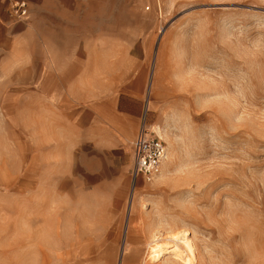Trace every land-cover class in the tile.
Instances as JSON below:
<instances>
[{"label":"rangeland","instance_id":"rangeland-1","mask_svg":"<svg viewBox=\"0 0 264 264\" xmlns=\"http://www.w3.org/2000/svg\"><path fill=\"white\" fill-rule=\"evenodd\" d=\"M40 1L60 65L33 47L0 83V264H26L33 211L46 264H264V0H37V36Z\"/></svg>","mask_w":264,"mask_h":264},{"label":"crops","instance_id":"crops-1","mask_svg":"<svg viewBox=\"0 0 264 264\" xmlns=\"http://www.w3.org/2000/svg\"><path fill=\"white\" fill-rule=\"evenodd\" d=\"M29 3V14L23 21L15 20L9 12L8 3L6 0H0V83L11 82L16 80V75H22L26 72L24 67L31 63L33 57V47L40 49L39 57L44 59L40 62L42 66L60 65L59 62L47 61L49 59V48H55L52 42L58 40L60 29V20L56 11L48 9L43 1H40L39 13V35L37 36V18L35 1L26 0ZM56 58L54 53L50 55ZM62 64V63H61ZM36 75L35 78L26 80L32 81H47L48 69H45ZM56 80H59L57 77ZM167 159H165L166 161ZM164 161V162H165ZM164 165V163H163ZM162 165V166H163ZM38 218L33 211L31 218L28 221V245L29 251L26 264H46V255L44 251V243L42 237L38 238ZM32 242H38V246H32ZM63 250L60 255L61 264H77L70 261V252ZM78 255V254H77ZM42 257L39 262L38 257ZM126 260L122 257L120 264Z\"/></svg>","mask_w":264,"mask_h":264},{"label":"built area","instance_id":"built-area-1","mask_svg":"<svg viewBox=\"0 0 264 264\" xmlns=\"http://www.w3.org/2000/svg\"><path fill=\"white\" fill-rule=\"evenodd\" d=\"M6 1L10 15L15 20L26 19L29 14V3L26 0ZM130 148L134 162L132 172L134 181L140 178L144 182H152L161 172L167 154L166 145L157 135L143 127L130 143Z\"/></svg>","mask_w":264,"mask_h":264},{"label":"bare ground","instance_id":"bare-ground-1","mask_svg":"<svg viewBox=\"0 0 264 264\" xmlns=\"http://www.w3.org/2000/svg\"><path fill=\"white\" fill-rule=\"evenodd\" d=\"M165 159H166V158H165ZM163 163H164V162H163ZM162 165H163V164H162ZM161 171H162V167H161ZM160 174H161V172H160ZM160 174H159L155 179H157V178L160 176ZM186 243H187V242H186ZM186 243H185V244H186ZM183 244H184V243H183ZM183 246H184V245H183ZM186 247H187V249L190 251V246H189L188 244H186ZM174 248H175V247H174ZM160 249H161V248H160ZM171 250H172V249H171ZM174 250H176V248H175ZM174 250H173V251H174ZM158 251H159V250H158ZM158 251H157V252H158ZM155 253H156V252H155ZM155 257H156V256H155ZM187 262H188V261H187Z\"/></svg>","mask_w":264,"mask_h":264}]
</instances>
